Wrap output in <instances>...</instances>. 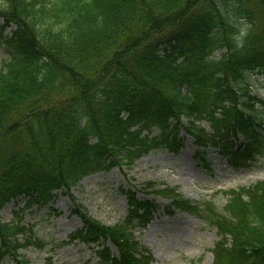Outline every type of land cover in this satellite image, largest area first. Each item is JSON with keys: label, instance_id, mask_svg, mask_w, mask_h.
<instances>
[{"label": "trees", "instance_id": "obj_1", "mask_svg": "<svg viewBox=\"0 0 264 264\" xmlns=\"http://www.w3.org/2000/svg\"><path fill=\"white\" fill-rule=\"evenodd\" d=\"M0 47V210L24 199L0 218V260L27 264L20 251L44 247L23 214L63 194L82 221L69 239L96 244L98 264H151L132 230L154 204L123 191L126 216L104 225L71 197L80 179L177 153L180 129L234 168L264 155V102L252 94L259 78L264 88V0H0ZM146 188L168 213L216 228L213 264H264V180L221 191L223 212Z\"/></svg>", "mask_w": 264, "mask_h": 264}, {"label": "rangeland", "instance_id": "obj_2", "mask_svg": "<svg viewBox=\"0 0 264 264\" xmlns=\"http://www.w3.org/2000/svg\"><path fill=\"white\" fill-rule=\"evenodd\" d=\"M6 57L0 47V63ZM262 81V78L256 81L257 91L252 94H257L264 102ZM259 111L264 121V106ZM201 125L207 127L205 122ZM179 137L183 139V145L177 153L156 150L136 160L131 167L85 176L72 188L71 197L91 217L103 224L114 225L128 210L122 191L130 190L138 200H148L155 205L146 226H136L132 231L140 246L150 251L153 264H213V247L219 240L214 227L186 212L172 209L168 214L167 201L137 189L147 190L149 183H158L160 187L176 189L192 201L212 202L221 212L226 198L220 191L248 187L264 180V155L257 156L247 167L234 168L227 163L223 151L213 146L205 148L204 160H200L198 151L203 148L196 146L182 129ZM240 141L239 136L235 143L238 145ZM14 204L9 203L0 210L2 221H10L12 211L23 207L24 199ZM73 207L74 202L69 196L59 194L47 206L31 208L23 214V223L33 225L35 235L45 242L42 249L28 247L20 251L28 260L27 264H98L94 244L68 240L82 226L79 217L72 212ZM107 246L116 254L110 244ZM0 264L11 263L6 257Z\"/></svg>", "mask_w": 264, "mask_h": 264}]
</instances>
